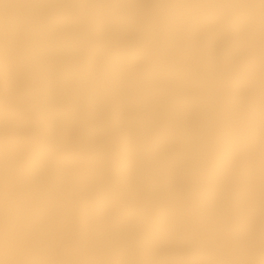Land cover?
Masks as SVG:
<instances>
[{
  "label": "rangeland",
  "instance_id": "1",
  "mask_svg": "<svg viewBox=\"0 0 264 264\" xmlns=\"http://www.w3.org/2000/svg\"><path fill=\"white\" fill-rule=\"evenodd\" d=\"M106 1L103 9L109 13L94 20L81 10V0H72L69 7L60 8V13L69 14L81 27L69 35L71 47L85 46L83 56L69 66L80 68L90 57L99 55L102 70L96 76L106 71L114 58H129L134 71L131 72L130 66L114 68L107 79L96 85L85 78L76 80L69 74L59 75L58 69L65 72L69 67L62 66L63 52L57 46L45 47L37 58L48 81V96H43L49 107L58 106L63 91L71 105L66 109L87 122L86 129L76 127L74 140L66 138L63 131L71 121L68 117L44 118L39 114L27 118L19 102L22 91L12 90L7 83L6 76L16 78L17 71L7 67L4 73L0 72V161L6 157L9 160L4 166L17 171L40 153H46L56 159L58 169L68 163L92 162L98 167L85 176H69L65 179L66 191L58 187V179L35 187L12 174H0V219H8L7 215L21 203L34 209L42 219L49 215V209L73 214L54 229L53 238L65 243V254L50 252L44 245L31 242L12 247L0 244V253L7 257L17 249L19 254L14 256L18 257L34 252L43 263L32 264H124L126 246L120 243L112 248L84 225L85 204H98L101 198L103 202L96 216L106 233L112 230L123 235L142 223V227L146 224L145 231L153 230L143 240L146 251L131 253L128 264H264V186L254 191L248 174L249 150L258 128L264 125V86L251 81L258 55L243 47L240 37L246 29L264 34V12H258L247 0ZM141 1L150 2L145 13L139 9L140 5L136 6L142 5ZM180 12L182 19L190 23L188 29L195 45L185 41L184 29L175 22ZM122 22L132 26L131 37L122 34L125 32ZM22 31L19 27L18 34ZM173 33L179 37L176 49H171L168 42ZM184 42L188 51L181 49ZM154 78H162L163 85H154ZM172 84L177 85L176 91L171 90ZM79 90L86 93L87 106L93 105L90 113L76 109ZM198 103L207 106V111L201 114L202 121L195 111ZM6 109L13 116L7 137L3 122ZM139 114L144 115L143 119L174 115L178 121L177 125L165 122L157 127L154 119L148 117L145 119L148 122H143ZM194 126L203 131L201 136L191 135ZM140 128L155 131L159 137L148 148L151 160L155 159L153 165L150 163L154 168H138L133 173L127 170L126 151L136 145L133 131ZM91 130L98 133L88 137ZM177 130L189 140L192 154L177 151L180 156H176L175 148L181 146ZM126 140L132 144L127 146ZM176 158L188 166L181 168ZM35 174L43 177L39 168ZM135 176H144L148 184H141L139 179L136 183L135 179L127 181ZM86 181L91 183L90 193L72 190ZM207 196L212 205L223 204L228 208L224 226L204 206L208 204ZM165 216L171 225L176 222L178 225L171 226ZM38 222V218L28 221L33 235L38 232ZM157 223L166 227L159 225V230H154ZM9 226L14 235H19ZM123 227L127 228L122 230ZM210 229L214 230V236H210ZM3 230L0 228V235ZM140 233L136 236L140 237Z\"/></svg>",
  "mask_w": 264,
  "mask_h": 264
},
{
  "label": "bare ground",
  "instance_id": "2",
  "mask_svg": "<svg viewBox=\"0 0 264 264\" xmlns=\"http://www.w3.org/2000/svg\"><path fill=\"white\" fill-rule=\"evenodd\" d=\"M123 1V0H122ZM149 1H159V0H149ZM149 1H141V4H136V6L140 5L141 7L138 8L141 10V12H144L147 7H149L150 2ZM252 4V7L254 9H257L258 12H264V0H247ZM121 2V1H120ZM124 2V1H123ZM127 2V1H126ZM129 2V1H128ZM148 2V3H147ZM237 2V1H236ZM245 3L244 1H242ZM122 3V2H121ZM231 3V2H230ZM235 3V2H234ZM241 3V2H239ZM238 3V4H239ZM72 4V0H2V3L0 5V72H5L7 67H11L14 70L17 71L18 76L16 78H11L6 76L7 78V83L10 86L12 90H18V91H24L25 89L32 87V88H38L40 89L41 93L45 96H48V84L46 81V74L42 72L40 68V62L38 63V56L40 52H42L45 47H53L57 46L59 47L62 52H63V58H62V66L64 67H69L68 70L65 72L62 70L58 69V74H69L70 77L80 80V79H88L90 82L96 84L99 83V81H102L108 78V74H110L111 70L114 68H124L125 66H130L129 69L132 71L133 66L132 63L130 62L129 58H114L111 60L110 63H108V68L104 72H100L101 75L98 77L96 74L98 71L102 70L101 69V61L99 60V55H93L92 57L89 58L88 61L84 62L80 68H77L75 66H69L72 64L73 61L79 60L84 52H85V46L77 44L74 46V48L71 47L70 42H69V35L74 34L78 30H81V27L78 23L77 20L73 19L70 17L69 14H63L60 13V8H67ZM108 2L106 0H81V10L88 14L90 18L97 19L99 15H103L107 12V9H103V6L107 5ZM127 4V3H126ZM233 4V3H231ZM228 6V3L226 4ZM225 5V6H226ZM236 5V3H235ZM243 5V4H242ZM247 5V2L245 6ZM249 5V4H248ZM233 7V5H232ZM240 10L241 5L239 4ZM248 7V6H247ZM251 7V8H252ZM239 9V8H238ZM243 9V8H242ZM245 9V8H244ZM248 9V8H247ZM246 9V11H247ZM147 10V9H146ZM245 11V12H246ZM252 11V10H251ZM256 11V12H257ZM146 12V11H145ZM144 12V13H145ZM249 12V10H248ZM109 13V12H107ZM29 16L36 17L38 20L35 22L33 19H31ZM101 18V17H100ZM99 18V19H100ZM183 17L181 16V12L177 15L176 18V24L178 28L181 30L184 29L185 34V41L190 43L191 45H195L193 42L192 35L189 32V26L190 23L186 20L182 19ZM98 19V20H99ZM119 23V22H117ZM123 26L125 27L122 34L127 35L128 37L132 36V26L123 23ZM21 27L23 29L22 34H18V28ZM243 31V30H242ZM241 31V33H242ZM246 32H243L241 37V44L243 47H246L250 51L255 52L258 55L257 58V64L256 67L254 68V73L251 77V81L254 82L257 85L264 86V55L262 54V50L264 49V44H261V41L264 39V34L259 33L260 31L252 32L251 30H245ZM113 33V32H112ZM56 39V40H54ZM169 39V47L171 49H176L177 48V42L179 40L178 35L173 33ZM181 46V49L184 51H188V47H186L185 43ZM261 45V46H260ZM47 49V48H46ZM202 54H204L202 52ZM143 55V54H142ZM39 59V58H38ZM146 61L148 60L147 58H144ZM55 63V62H54ZM57 63V62H56ZM55 63V64H56ZM132 67V68H131ZM125 69V68H124ZM128 69V71H129ZM121 70V69H120ZM127 70V69H126ZM162 78H154V85H161L162 83ZM101 84V83H100ZM171 84V82H170ZM97 85V84H96ZM163 85V83H162ZM176 85V84H175ZM168 86V85H167ZM170 86V85H169ZM168 86V87H169ZM171 90H177V85L173 87V84L171 86ZM170 90V91H171ZM80 93L78 94V105H77V110L80 113H90V108L87 106V96L84 90H79ZM66 93L62 91V96L60 100L58 101V106L55 108L49 107L50 105L47 104L46 110L40 113V115L44 118L47 116H58L59 118H70V122H68V125L63 128L64 133L66 135V138L73 139L75 138L76 133H78V129L76 130V127L80 128H87V122H85L84 119L79 117L75 112H70V110H67L66 108L70 105L68 97L65 95ZM194 103L196 102L195 100L193 101ZM63 105V107H61ZM75 109V110H76ZM195 111H197L196 116L198 115L200 117V121H202L201 114H204V112L207 111V106H204L203 104H197ZM133 114H136L135 111ZM144 122L145 119H147V115L145 119H143L144 115L139 114ZM97 116V115H96ZM138 116V114H137ZM196 117V120H198L199 117ZM98 117V116H97ZM105 118H108L107 116H104ZM151 117V116H150ZM149 119L155 120L154 125L155 126H160L161 124L166 123H171L172 125H177V117L175 116H169L167 117L164 115L163 118L162 116H154ZM156 117V118H155ZM104 118V119H105ZM140 117H138L139 119ZM101 119L102 118H97ZM106 120V119H105ZM204 120V119H203ZM98 121V120H97ZM141 121V120H140ZM147 121V120H145ZM168 121V122H167ZM205 121V120H204ZM105 123L103 120L101 121ZM142 122V123H143ZM148 122V121H147ZM103 123H100L103 125ZM144 125V123H143ZM105 126V125H104ZM151 126V125H150ZM144 127V126H142ZM195 127V126H194ZM192 128L193 131L191 132V135L193 136H198L202 135L203 131L201 129L195 127ZM82 128V129H83ZM149 128V127H147ZM152 129V126L150 127ZM149 128V129H150ZM156 128V127H155ZM153 128V129H155ZM139 129V128H138ZM134 130V144L132 147L130 146L132 144L129 141H127V146L128 150L126 151L127 154V160H125L129 164V172H136V169L141 168V169H150L152 167L154 161L153 159L151 160V154L149 155V150L148 148L150 147V144H153L152 141L159 137V134H157L155 131L153 132L152 130ZM88 131V129H87ZM90 131V130H89ZM97 131H92L87 132L89 134L88 137L94 136ZM178 135V142L181 144V146L177 149L175 148L174 152L179 151V153L183 154H192L193 153V148L190 146V142L183 134V132L177 130L175 131ZM98 133V132H97ZM98 136V135H97ZM161 136V135H160ZM100 138V137H98ZM129 140V138H128ZM128 143L130 145H128ZM178 143V144H179ZM138 144V145H137ZM179 144V145H180ZM175 147V146H174ZM252 149L249 150V158H251V165L249 168V176L250 179L253 183V189L255 187V190H259L258 188L260 186H264V125L262 127L258 128L257 134L254 137L253 144H251ZM149 150V151H148ZM4 152V151H3ZM195 152V151H194ZM177 157L178 155L177 152ZM179 163L178 165L181 168H185L188 165L184 162V160H179L176 158ZM9 160L4 159V161H0V174L4 173L5 175H10L12 174L14 178L23 180L25 183H28L29 185L32 186H39L40 184L44 183L45 185H48L58 179V187L64 191L68 189L67 183L65 182V179H67L71 175H81L85 176L86 174L89 173H94V169L98 168L95 164L92 162L85 164V165H77L73 163H68L67 165L64 166L62 169L57 168V162L56 159H54L51 155L46 154V153H40L39 156L34 158L28 166L21 168L20 170L13 171L12 169L8 168L7 166H4L7 164ZM176 162V161H175ZM152 163V165L150 164ZM177 163V162H176ZM155 165V164H154ZM99 166V165H98ZM150 166V167H149ZM178 166V167H179ZM149 167V168H148ZM179 167V168H180ZM42 170L43 172V177L39 178L36 176L35 171L37 169ZM102 166H100L99 169H101ZM154 168V167H152ZM126 171V169H125ZM128 172V171H127ZM124 173V172H123ZM132 173V174H133ZM139 173V172H137ZM135 173V175H137ZM159 173V172H158ZM126 174V173H125ZM142 175V174H141ZM123 176V174H122ZM133 176V175H132ZM131 176V177H132ZM142 178L138 177H133L130 180L133 182L135 179H139L140 183L143 185H147L148 181L145 179L144 176H141ZM123 179V178H122ZM96 183L98 181H95ZM132 182H129L130 184ZM180 182V181H179ZM127 183V182H126ZM178 183V182H177ZM181 183V182H180ZM176 184V185H181V184ZM134 185V183H132ZM180 188V187H178ZM257 189V190H256ZM72 190H76L80 194H87L90 193L91 190V183L89 181L86 182H81L79 186H75L72 188ZM137 190H139L137 188ZM158 191V190H157ZM209 200V196L206 197ZM103 202V199L99 198L98 204L94 203H87L84 206V225L85 227L96 233L98 238L101 240H104L105 243L112 247L116 248L118 244H123V246H126L127 248V253L124 254V258H122V262L124 264H128V262L132 259L131 253H135L137 250H142L146 251L145 248V243H144V238L147 239L146 237L150 236L151 232L145 231L146 224L145 226L135 228L133 230H127L123 235L116 234L115 232L110 231L111 233L108 234L104 231L103 225L98 221V218L96 216L99 208L98 206L101 205ZM207 205H204L208 210L211 211L213 216L215 217L216 221L220 223L222 226L225 225L227 221V209L223 204L221 205H212V203L207 202ZM37 204V203H36ZM206 204V203H205ZM77 208V207H76ZM78 209V208H77ZM207 210V211H208ZM49 215L42 219L41 217L38 216V213L34 210L31 209L27 204L21 203V205L13 212L8 214V219H3L2 217L0 219V228H5L7 226L10 229L9 225H12L13 228L16 229V231L21 234L23 233L28 237L31 243L34 244H42L44 245L47 250L53 253H60V254H65V243L63 241L58 242L56 239L53 238L54 236V229L56 227H59L63 225L65 218L67 215L65 212H62L61 210L54 212L51 211L50 209ZM234 211V210H232ZM1 213V212H0ZM230 213V212H229ZM235 214V213H231ZM2 216V215H0ZM210 216V215H209ZM235 216V215H234ZM69 217H73V214H70ZM202 217V216H201ZM236 217V216H235ZM31 218H38V232L36 235H33L30 233L29 227H28V221ZM165 221H169L168 216L163 217ZM162 218V219H163ZM204 218V217H203ZM143 222H146V220H142ZM167 221V222H168ZM204 221V220H203ZM215 221V220H214ZM162 223V222H161ZM165 223V222H164ZM163 223V224H164ZM170 224V221L168 222ZM177 223V222H176ZM175 223V224H176ZM206 223V222H205ZM217 223V224H218ZM172 224V223H171ZM170 224V225H171ZM173 224V225H175ZM160 225V223H159ZM159 225L157 223V226H154V230L158 228L159 230ZM167 225V223H166ZM171 225V226H173ZM176 224L175 226H177ZM162 226H165L162 225ZM160 225V227L162 228ZM227 226V224H226ZM136 227V226H132ZM166 227V226H165ZM204 227L206 229H209V225L204 224ZM220 227V226H218ZM217 227V228H218ZM127 228V227H126ZM125 228V229H126ZM164 228V227H163ZM124 227L122 228V230ZM124 229V230H125ZM216 229V228H215ZM150 230V229H149ZM161 230V229H160ZM109 231V230H108ZM135 234H134V232ZM210 231L211 235L214 236L213 234L214 231L213 229L208 230ZM222 231V230H220ZM122 231L121 233H123ZM141 232L142 234L140 237H137L136 234ZM150 233V234H149ZM221 233V232H220ZM138 235V234H137ZM217 235V234H216ZM219 236V235H218ZM215 236V237H218ZM222 235L220 234L219 237ZM218 237V238H219ZM224 238V237H221ZM220 238V239H221ZM216 240V239H215ZM147 241V240H146ZM145 241V242H146ZM147 243V242H146ZM147 245V244H146ZM9 256L3 257V254L0 253V261H4L5 263L0 264H32L34 262L37 263H43L40 258L34 253V252H25L21 253L18 257H15L14 255L19 254V251L17 249H14L10 251ZM127 256V257H126ZM2 259V260H1Z\"/></svg>",
  "mask_w": 264,
  "mask_h": 264
},
{
  "label": "clouds",
  "instance_id": "3",
  "mask_svg": "<svg viewBox=\"0 0 264 264\" xmlns=\"http://www.w3.org/2000/svg\"><path fill=\"white\" fill-rule=\"evenodd\" d=\"M19 102L24 106L25 112L28 114L27 118L39 115L45 111L47 107V100L38 88L29 87L25 89L19 96ZM12 121L13 116L6 109L3 113L6 137ZM29 243L30 240L26 235L23 233L14 235L7 226H5L2 235H0V244H3L5 247H12L15 244H23L27 246Z\"/></svg>",
  "mask_w": 264,
  "mask_h": 264
}]
</instances>
